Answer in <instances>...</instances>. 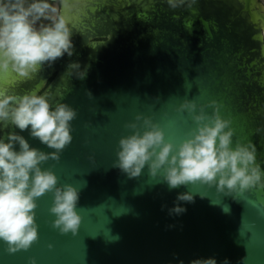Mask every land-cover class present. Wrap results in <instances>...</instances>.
Here are the masks:
<instances>
[{"label": "water", "instance_id": "obj_1", "mask_svg": "<svg viewBox=\"0 0 264 264\" xmlns=\"http://www.w3.org/2000/svg\"><path fill=\"white\" fill-rule=\"evenodd\" d=\"M194 9L186 2L173 10L165 0H68L60 14L72 30L74 55L45 64L31 79L0 72V96L35 91L50 95L53 108L67 103L77 110L72 143L59 161L42 168L57 175L58 187L79 189L82 216L78 234L62 235L52 227L54 193L45 194L37 200L38 242L9 254L0 241V264H30L32 257L36 264H191L208 258L264 264V189L237 200L235 193L199 182L169 189L163 170L152 177L146 166L129 178L113 166L120 139L134 131L126 125L138 115L151 117L179 145L197 125L177 109L194 100L197 114L211 101L223 105L221 115L235 130L233 148L254 142L264 169V131L257 132L264 129V55L253 38L264 31V7L258 0H196ZM73 62L87 69L86 78L68 75ZM13 131L31 147L54 151L30 128L0 126V137ZM185 192L195 202L177 201ZM177 203L187 211L170 215Z\"/></svg>", "mask_w": 264, "mask_h": 264}, {"label": "clouds", "instance_id": "obj_2", "mask_svg": "<svg viewBox=\"0 0 264 264\" xmlns=\"http://www.w3.org/2000/svg\"><path fill=\"white\" fill-rule=\"evenodd\" d=\"M67 2L60 0L65 6ZM165 2L173 10L187 2V9L195 12L196 0ZM71 37L67 18L52 0H0V72L31 79L45 64L51 67L65 53L69 57L74 55ZM253 38L261 43L264 55V31ZM80 67L78 62L69 64L68 75L86 78L87 69L80 70ZM88 96L92 97L91 92ZM50 97L35 91L0 96V126L13 125L21 132L30 128L33 138L54 149L44 152L31 147L24 136L14 131L0 137V241L7 245L9 254L27 251L38 242L37 200L49 192L54 193L49 209L56 217L52 222L54 229L62 235L69 232L76 235L82 223L77 210L79 189L71 184L58 187L57 175L51 169L42 168L50 159L59 161L61 153L72 143L71 122L78 116L77 110L67 103H57L53 108ZM197 107L194 100H185L177 109L191 114L197 125L179 145L168 141L163 127L151 117L138 115L137 122L126 125L134 131L120 139L118 160L113 166L129 178L139 177L146 166L152 177L163 170V180L169 189L199 182L215 186L219 192L235 193L237 200L252 189H264V169L257 163L255 143L249 140L233 148L235 130L231 127L232 120L221 115L223 105L211 101L199 106V114ZM207 107L214 109L211 115L205 111ZM141 120L143 123H138ZM262 131L257 129L258 133ZM17 144L19 151L15 149ZM177 201L193 203L195 197L192 192H185L178 195ZM186 211L177 203L169 209V214L180 215ZM30 264H36L35 257L30 259ZM191 264H217V260L195 259ZM222 264L230 262L225 259Z\"/></svg>", "mask_w": 264, "mask_h": 264}, {"label": "flooded vegetation", "instance_id": "obj_3", "mask_svg": "<svg viewBox=\"0 0 264 264\" xmlns=\"http://www.w3.org/2000/svg\"><path fill=\"white\" fill-rule=\"evenodd\" d=\"M52 2L57 5L59 12H60V6H61L60 0H52ZM258 2L264 7V0H258ZM42 23H45V22H42Z\"/></svg>", "mask_w": 264, "mask_h": 264}]
</instances>
